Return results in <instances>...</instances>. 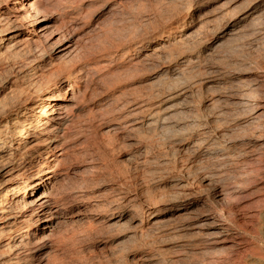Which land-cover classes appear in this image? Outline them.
<instances>
[{
  "label": "bare ground",
  "instance_id": "6f19581e",
  "mask_svg": "<svg viewBox=\"0 0 264 264\" xmlns=\"http://www.w3.org/2000/svg\"><path fill=\"white\" fill-rule=\"evenodd\" d=\"M85 1L86 0H0V48H3L4 51H8L14 45H18L23 41L33 46V48L31 47L33 54L35 52H40V49H38L39 45H44L47 49L49 48L48 53L43 52L44 54L40 53L41 55H33L34 57L30 59L28 64L17 68V75L14 77L15 79L12 83L18 81L22 84L19 83L16 92L11 90L14 93H12L10 97L2 103L0 101V167L2 166V175L4 176V180L0 183V264H44V257L41 255L42 253L38 251H40L41 242L45 240V238L47 239L48 231L54 230L53 226L60 215L59 211L63 209V203L60 201L63 198L68 199V201L80 200L82 203L89 201L84 195L76 191L71 193L63 192L62 195H58L59 192L57 193V188L55 186V180L64 173L59 172L60 167L58 168V162H60V158L64 155V152L68 150L67 147L73 138L80 134H91L93 131H101V135L108 137L110 134H117L118 131L126 129L127 127H130L132 129L131 131L134 132L140 129V127H153V130L157 129V131L161 132L160 134L170 132L169 126L166 125L168 121L165 120V123V121L161 119V111L159 109L161 103L154 105L149 96L146 97L148 98L146 100H138L140 99L138 98L136 101H133L135 100L134 98L133 100H124L120 104H115L113 101L114 103L108 104L106 107L104 106L98 114L96 113L97 116L95 119L93 117V119L89 120H80L78 118V112L82 110L81 105L84 103L82 100L85 99L88 92L91 91V82L94 81L93 79L96 75L100 74V70L105 65L103 64V60L107 58V54L101 53V55L98 56L97 53L90 51V46L88 47V45L79 46L80 48H77V46L74 47L69 39V37L75 34L74 32L71 36H66L68 34L67 32L74 31L75 25L80 22L79 19L84 11ZM116 1L118 6L124 7L130 0ZM158 2L157 5L160 6ZM200 2L201 0H192V4L190 5L189 3L190 6L185 12L183 11L177 16L170 17L169 23L164 25L158 33L149 34L146 37L148 46L157 44L154 46L152 52L147 53L148 48L145 46V43H143V40L140 39H129V41H122V43H117L115 46L117 50H123L125 48L124 55L127 59L126 62H120L117 66L123 65L124 63H137L139 61H143L147 64L146 62L149 63L152 59L166 58L165 60H167L169 58L172 60V64L162 69L166 77L164 78L170 81L169 84H177V86H173L174 89L171 91L168 89V93L173 94L175 97H183L184 101L193 96L192 94H197L199 90L202 91V89H208L209 87L212 92V90H218L217 86H219V90L214 92V95H217V97L212 95L209 99L205 100V104L201 103L202 99L201 101L199 100L200 102H198V104L194 101L195 105H192V107L196 108V111H193L196 113L195 120L198 119L200 123L199 118H201L202 126H196V128L192 125L194 130L191 129L193 132L188 134V138L196 137L193 145H191L193 149L192 155L190 154V156L196 157L200 154L205 156L203 158L206 159L204 164L200 167L202 172L201 183L206 181L209 182L206 187L201 189L203 192L205 191L206 197H198L197 199L216 204L226 199L225 193L218 190L215 185H212V182L216 177L218 178L219 175L222 176L226 174L228 175L227 178L236 180L244 175L246 177L247 174L252 172L255 174V181L253 183L256 182L259 184L264 180V145L262 144V146L258 143L261 136L258 138L251 134L252 139L255 137L252 140L251 137H249L250 134L247 133L248 136H246L247 134L244 133L246 132L244 128H240L242 123H248L247 119L249 118L252 123L260 125L261 129L264 127V94L258 97L259 94L256 93L259 87L264 86V74L261 75L263 69L256 66V71H259L260 74L255 75L252 79L246 81L240 80L238 82L231 81L229 84L220 86L222 83L219 85L218 81L222 79L221 77L224 71L222 72V70H220V72H218L216 70L218 73H213L215 71L205 69H209L213 66H210V63H212L211 60L214 54L219 53L220 55V53L231 48L233 50L234 47L236 48L243 43L245 39L249 40L253 38V42L257 41V43H264V1L254 2L255 4L252 6L250 5L251 2H247L248 4L245 7L234 11L233 14L229 12L232 20L225 24L221 17V20L218 19V17L214 22L212 21L213 24H211V22L209 23L207 20L208 23L204 21V15L198 14L194 16L195 12L198 10L193 7H197ZM166 6L169 8L171 7L169 5H165V7ZM172 6L174 10H177L175 12H178L179 8L176 9L174 4H172ZM188 16H190V20L186 19ZM155 17L156 15L154 18ZM119 24L121 25L122 23ZM110 31L111 30H108L106 34L108 35L112 32ZM105 37L107 36L105 35ZM13 49L14 48L11 50ZM9 53L11 54V52ZM170 60L168 61L170 62ZM13 68L15 67L13 66ZM27 68L30 69L28 70ZM201 68L204 69L201 70ZM26 69L28 70L27 72ZM229 70V72H231V69ZM197 73L202 74L200 76L201 78H198L199 76ZM211 86H216V89H211ZM156 94L155 96H157ZM153 95L152 98L154 99ZM197 97L199 96H196V98ZM104 103V100L103 102H98L97 107H102ZM201 104L202 107H200ZM129 107H131L130 110L126 114H123ZM167 108L168 107H166V109ZM244 113L247 115L243 116ZM245 117L248 118L244 119ZM130 119H132V121H130ZM199 123L197 122L194 125L198 124L199 126ZM187 128L190 129L189 127ZM178 134L176 135L178 136ZM168 135L170 134L168 133ZM165 137L167 138V134ZM184 138L186 139L185 136ZM189 152L188 150L187 153ZM65 154H67V152H65ZM249 161L253 165V168L245 171L246 168L244 169L243 164H247L248 166ZM232 165H237V167L238 165L242 166H239L240 169L236 168L235 170H230ZM225 167H229V169ZM184 170H187L188 174L191 173L189 172L191 170L190 167ZM194 170L195 168L191 171L197 174ZM185 176L187 177L178 179L180 182L184 183L183 186L186 187L185 189H189L193 181L197 178L194 179L191 176L194 179L192 180L188 175ZM240 184L237 185L240 186ZM242 186L245 187L244 185ZM252 193L255 192L252 191ZM57 203H59V205L55 207L54 205H57ZM91 203L92 202H90V204ZM138 205L139 204L134 203L133 200L128 199L127 201V196L121 193L116 194L104 203V206L107 207L106 210L112 211L110 215H114L113 211H118L116 222H120L124 218L127 219L126 221H129V223L138 221V224L142 228L146 227L147 224H153L152 226L155 231L158 230L159 236L164 232L166 234L167 231L173 235H177L183 228L181 227V223L189 218L192 213L191 210H188L186 207L182 209L177 208V211L175 210L169 215L166 214L164 216L163 214V216L155 217L153 219L154 221L151 223L152 219H143V217L140 219V214L143 213V211L140 205ZM221 212H219L220 215H217L222 216L224 212L222 215ZM262 216H264V212ZM137 217H139L138 220ZM260 218L262 219L261 216ZM116 222H114V224ZM124 222L125 221L122 223ZM208 223L210 224V222H207L204 223V225ZM218 227L219 231L217 232V236L228 235L232 238L229 241H233L234 246L248 243L246 237L249 236L247 235L249 232L245 234L244 227H242L241 224L238 225L231 220L224 221L221 226ZM261 229H263V227ZM56 231L57 230H55V232ZM260 233L262 232L260 231ZM263 235L256 232L255 234H251L250 237L253 245L264 252ZM151 236L149 235V237ZM233 263L247 264L248 262L246 263L240 260Z\"/></svg>",
  "mask_w": 264,
  "mask_h": 264
},
{
  "label": "rangeland",
  "instance_id": "374dc122",
  "mask_svg": "<svg viewBox=\"0 0 264 264\" xmlns=\"http://www.w3.org/2000/svg\"><path fill=\"white\" fill-rule=\"evenodd\" d=\"M260 1L264 0H201L197 7H193L198 10L195 12L194 16H197L198 14L204 15V21L207 20L209 23L211 22V24H213L212 21L214 22L218 17L220 20L223 18L225 24L232 20L230 14H233L234 11L240 10V8L245 7L249 2H251L250 5L252 6ZM157 2L160 6L157 5ZM84 3V11L80 16V22L75 25L74 31L67 32L69 35L67 33L65 34L69 37L73 32L75 33L69 37L70 42L74 47L77 46V48H80L88 45V47L90 46V51L97 53L98 56L101 55V53L107 54V58L106 60H103V64L105 65L100 70V74L96 75L93 79L94 81L91 82L90 93L88 92L85 99L82 100L84 103L81 105L82 110H79L78 112V118L80 120L95 119L100 110L108 104L114 102L115 104H120L124 100H133L134 98L135 100L133 101H136L138 98H140L138 100H146L148 99L146 97L149 96L154 105L161 103L159 108L161 111V119H163V121H168L167 123L165 121V123L169 126L170 132L171 130L172 132H168L170 135L164 132L167 134L166 138V134H160L161 132L157 131V129L153 130V127H140V129L135 132L131 131L132 129L130 127H127L126 129L118 131L119 133L117 132V134H110L108 137L101 135V131H93L91 134L77 135L73 138L75 140H71L67 147L68 150L65 151L67 154L64 152V155L60 158V162H58V168L60 167L59 172L64 173L55 180L57 193L59 192L58 195H62L63 192L71 193L76 191L77 193L84 195V197L92 203L90 204L89 201L82 203L80 200L68 201L66 198H63L60 201L63 203V209H60L59 211L60 215L54 223V230H50L51 233L48 231L47 239L45 238V240L41 242L40 251H38L41 252V255L44 257V264H234L233 262L236 263L240 260L245 261L246 263L248 262L247 264H264L263 250L255 247L251 242L250 237L251 234H255L256 232L263 235L264 231V216H262V213L264 212V180L260 183L258 182L259 184L255 182V185V183H253L255 181V174L252 172L247 174L246 177L244 175L237 178L239 181L237 179L227 178L228 175L226 174H223L222 176L219 175L215 180L213 178L214 181L212 182V185H215L218 190L223 191L226 199L216 204L210 203L206 200L197 199L198 197H206L205 191L203 192L201 189L206 187L209 182L206 181L201 183L202 172L200 167L206 160L203 158L205 156L200 154L196 157L190 156V154L192 155L193 149L191 145H193L196 137L188 138V134H191L194 130L192 125L195 127L202 126L201 118H199L200 123L198 119L195 120L196 113L193 111H196V108H193L192 105H195V103L198 104L201 99V103L205 104V100L209 99L212 95L217 97V95H214V92L219 90V86H217L218 90L216 89V86L210 87L211 89H216L214 91L212 90L213 93L209 87V90H199L200 93L197 91V94H192L193 96L184 101L183 97H175L173 94L168 93V89L171 91L174 89L173 86H177V84H169L170 81L165 79L166 77L162 70L163 68H166L167 65L173 63L169 58L167 60H165L166 58L152 59L149 63L146 62L147 64L143 61H139L137 63H124L123 65L117 66L120 62H126L127 60L124 55L125 48L123 50H117L115 46L117 43L119 44L122 43V41H129V39H140L143 40V43H145V46L148 48L147 53L152 52L154 46L157 44L148 46L146 37L149 34L158 33L164 25L169 23L168 21L170 17L177 16L183 11L185 12V10H187L192 4V0H130L126 4L127 6L124 5V7L118 6L116 0H86ZM172 4L175 5L176 9L179 8L178 12H175L177 10L173 9L174 7ZM165 5L171 6L170 8L172 9L168 6L165 7ZM229 12L231 13L229 14ZM155 15L156 17L154 18ZM186 19L190 20V16ZM119 23L122 24L120 25ZM102 29L106 30L104 31ZM108 30H111L112 32L110 31L111 33L107 35L106 32ZM110 40L114 42L112 43ZM249 40L245 39L243 43H241L242 45L240 44L238 47H234L233 50L231 48L224 51L225 53H220V55L219 53L214 54L211 60L212 63H210V66H213L205 70L215 71L213 73H216L217 71L220 72V70H222V72L224 71V74L222 73V79L218 81L219 85L221 83L223 84L220 86L229 84L231 81L238 82L240 80L246 81L252 79L255 75L260 74L259 71H256V66L263 69L261 75L264 74V43L259 42L260 44L262 43L260 45L257 41L253 42V38H250ZM23 42L14 45L16 47L13 46V50L10 48L8 51L11 52V54L8 51H4L3 48H0V64L2 65H0L1 103L17 90V86L20 82L15 81L12 83L15 79L14 77L17 75V68L28 64L32 57L40 53L44 54L43 52H49V48L47 49L44 45L38 44L39 46H37L38 49H40V52H35L33 54L31 51L33 46H30L25 41ZM168 60H170L171 63ZM13 66L15 68H13ZM204 68H201V70ZM27 69L29 70L30 68ZM27 69L26 72L28 71ZM229 69H231V72H229ZM197 74L199 76L198 78H201L200 76L202 74ZM261 87L263 88L264 86ZM261 87L258 88L259 90H256V93L259 94L258 97H261L264 94V88L262 89ZM155 94L157 96L159 94V96L157 97ZM134 95L137 96L135 97ZM152 95L156 100L152 98ZM196 96L199 97L196 98ZM103 100L105 101L104 105L100 108L97 107L98 102H103ZM194 101L196 102L194 103ZM202 104L200 107H202ZM166 107L169 109H166ZM130 108L131 107L127 108L126 112L124 111L123 114H126ZM246 115L247 114L244 113L243 116ZM247 118L248 117H245L244 119ZM130 121H132V119H130ZM247 121L248 123H242L240 128H244V131H246L244 133L250 134L249 137H251V139V134L258 138L261 136L258 143L264 145V136H262L264 135V127L262 126V130L260 125L252 123L250 118L247 119ZM197 122L199 123V126L198 124L194 125ZM174 130L177 131L175 132ZM174 132L176 134L180 133L178 134L179 137ZM248 134L246 136H248ZM188 150L190 151L189 153H187ZM239 166L241 167L242 165H238V167ZM189 167L191 170L195 168L194 171L199 174L197 175L191 170L189 171L191 172V175L188 174V169H184ZM238 167L237 165H232L230 170H235L236 168L240 169V167ZM243 167L244 169L246 168V171L253 168V165L249 161L248 166L247 164H243ZM1 168L2 166L0 169ZM225 168L229 169V167ZM2 174L1 169L0 183L4 180ZM184 174L188 175L192 180L197 178L193 181V184L189 189H185L186 187L183 186L184 183L179 181L180 178L187 177ZM243 182H246L245 184L247 186ZM237 184H240V186ZM252 191L255 193H252ZM118 193L125 194L127 196V201L130 199L133 200L134 203L139 204L143 211V213L140 214V219H142V217L143 219H152L151 223L154 221L153 219L155 217L163 216V214L164 216L166 214L169 215L180 208L182 209L186 207L188 210L190 209L192 213L189 216L190 219L187 218L184 220L185 222L183 221L181 223V227L183 228L177 233V235H173L167 231L166 234L164 232L160 237L159 232H157L158 230L155 231L153 228V224H147L146 227L142 228L138 224V221H135L136 223H129V221H126L127 219L124 218L120 222H116L118 211H113L114 215H110V212L112 211L106 210L107 207L104 206V203ZM59 203L54 206L57 207ZM218 211H222L221 215L224 212V216H219L220 213ZM138 219L139 217H137V220ZM104 220L107 221L105 222ZM231 220L233 223L235 222L238 225L241 224V226L244 227L245 234L246 232L250 233H248L247 235L249 236L246 237L248 243L234 246L233 241H229L232 238L228 235L217 236V232L219 231L218 226H221L224 221ZM123 221L125 222L122 223ZM114 222L116 223L114 224ZM207 222H210V224L208 223L209 225H204V223ZM262 227L263 229H261ZM55 230L57 231L55 232ZM260 231L262 233H260ZM149 235L152 236L149 237Z\"/></svg>",
  "mask_w": 264,
  "mask_h": 264
}]
</instances>
